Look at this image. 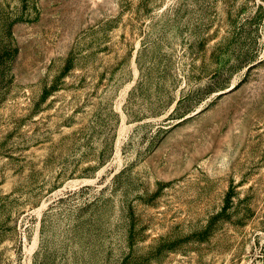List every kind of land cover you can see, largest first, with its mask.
I'll return each instance as SVG.
<instances>
[{
	"label": "rangeland",
	"instance_id": "obj_1",
	"mask_svg": "<svg viewBox=\"0 0 264 264\" xmlns=\"http://www.w3.org/2000/svg\"><path fill=\"white\" fill-rule=\"evenodd\" d=\"M0 264H264V0H0Z\"/></svg>",
	"mask_w": 264,
	"mask_h": 264
}]
</instances>
